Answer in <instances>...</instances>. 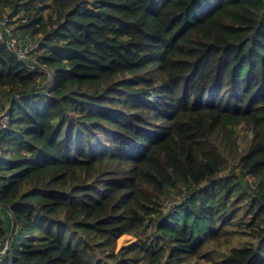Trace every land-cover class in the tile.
<instances>
[{
	"label": "trees",
	"instance_id": "obj_1",
	"mask_svg": "<svg viewBox=\"0 0 264 264\" xmlns=\"http://www.w3.org/2000/svg\"><path fill=\"white\" fill-rule=\"evenodd\" d=\"M0 21L42 49L0 42V264H264V0H0Z\"/></svg>",
	"mask_w": 264,
	"mask_h": 264
},
{
	"label": "built area",
	"instance_id": "obj_2",
	"mask_svg": "<svg viewBox=\"0 0 264 264\" xmlns=\"http://www.w3.org/2000/svg\"><path fill=\"white\" fill-rule=\"evenodd\" d=\"M0 42L20 61L29 59L38 49L36 41H27L12 36L5 21H0ZM5 126L6 114L2 112L0 114V130L5 128Z\"/></svg>",
	"mask_w": 264,
	"mask_h": 264
},
{
	"label": "rangeland",
	"instance_id": "obj_3",
	"mask_svg": "<svg viewBox=\"0 0 264 264\" xmlns=\"http://www.w3.org/2000/svg\"><path fill=\"white\" fill-rule=\"evenodd\" d=\"M36 2H30V3H28V4H24V7H29V6H31V5H34ZM19 23V20H17V18H13L11 21H10V24H12L11 25V27L12 28H14L17 24ZM23 35V34H22ZM38 39H40V38H38ZM42 54V49L41 50H39L36 54H34L31 58L32 59H34L36 56H40ZM36 55V56H35ZM34 57V58H33ZM33 61V60H32ZM248 179V178H247ZM177 203V199H173L171 202H167L166 204H165V209L166 208H170L172 205H173V203ZM2 218H4V220L6 219V217H4V214L3 213H0V219H2ZM131 240V238L130 237H128V236H123L122 238H120L119 240H118V246H121V245H123V244H126L128 241H130Z\"/></svg>",
	"mask_w": 264,
	"mask_h": 264
},
{
	"label": "water",
	"instance_id": "obj_4",
	"mask_svg": "<svg viewBox=\"0 0 264 264\" xmlns=\"http://www.w3.org/2000/svg\"><path fill=\"white\" fill-rule=\"evenodd\" d=\"M12 231H13V226L11 227L10 234H9L8 239H7V241H6V245H7V246H8V244H9V241H10V238H11V235H12Z\"/></svg>",
	"mask_w": 264,
	"mask_h": 264
}]
</instances>
